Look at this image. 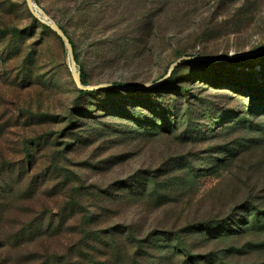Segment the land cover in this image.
<instances>
[{"label":"rangeland","instance_id":"1","mask_svg":"<svg viewBox=\"0 0 264 264\" xmlns=\"http://www.w3.org/2000/svg\"><path fill=\"white\" fill-rule=\"evenodd\" d=\"M33 3L74 42L86 86L156 83L200 59L163 85L82 95L59 35L26 0H0V235L30 221L41 253L264 264V0Z\"/></svg>","mask_w":264,"mask_h":264},{"label":"trees","instance_id":"2","mask_svg":"<svg viewBox=\"0 0 264 264\" xmlns=\"http://www.w3.org/2000/svg\"><path fill=\"white\" fill-rule=\"evenodd\" d=\"M36 21H38V20H36ZM43 26L47 27L45 25H43ZM65 34L68 36V34L66 32H65ZM68 38L70 39L71 45L73 46L74 53H75L74 42L72 41V39L69 36H68ZM75 58H76L78 66L81 67L79 62H78V57L76 56V54H75ZM185 62L186 61L182 62L181 64H183ZM174 74H175V72L173 73L172 76H174ZM81 78H82L83 85L86 86V84H87L86 78H85L84 74L82 73V67H81ZM167 81H169V79ZM165 82H163L161 85L165 84ZM80 93L82 95H84V94H87L88 92L80 91ZM10 180H12V178H10ZM7 186H9V183L7 182V179H6L4 186H2V187H3V189H6ZM146 192H147V190L144 191V193H146ZM2 201L3 200L0 201V204ZM3 202H5V201H3ZM10 210H11L10 208L6 207L5 211H3V212H9ZM45 219H46V216L42 219V223L45 221ZM23 226H28L26 231H28L29 234L25 233V231H22V232H19L18 234L15 232H12V233L6 232L5 234L0 235V238L2 240V245L0 247L2 250L1 253L6 256V261H7L6 264H10L12 262L14 264L31 263L33 257L45 259L46 260L45 264H87L86 262H87V258L89 257V254L92 255V257H91L92 260L89 261L88 264H110V262H111V259L108 256L99 257L96 254L91 253L90 251L89 252L83 251L80 247H79L80 250L78 251V253H74V250H69V248L65 249L61 253L57 250L52 251V250L47 249V248L44 250L43 253H41L39 250H34V249L31 251L29 249V247L26 246V244L28 242H32L37 237L36 234L30 233L31 232L30 227L33 226V223L30 221H25L23 223ZM128 234L132 235L134 233L128 232ZM46 236H47L46 233H39V237H46ZM91 237L92 236H86L85 237L84 235H82L79 237V239L77 241L83 242L84 240H90ZM23 240H25V243L23 246H21V241H23ZM93 241H97V243H101V241H103V240L92 239V242ZM15 243H18V244H15ZM72 243H74V241ZM86 245H87L86 247L88 249L96 250V248H95L96 244H92V245L86 244ZM110 247H114V245L110 246ZM13 250H15V251H13ZM101 256H104V255H101ZM29 257H32V258H29ZM95 257H97L98 259Z\"/></svg>","mask_w":264,"mask_h":264},{"label":"water","instance_id":"3","mask_svg":"<svg viewBox=\"0 0 264 264\" xmlns=\"http://www.w3.org/2000/svg\"><path fill=\"white\" fill-rule=\"evenodd\" d=\"M27 6L31 12V14L33 15V17L38 20L41 24L51 28L53 31H55L59 37L63 40L67 50H68V56H69V60L71 62L72 65V73H73V78L75 81V84L77 86V88L80 91H85V92H92V91H97L99 89L102 88H110V89H116V90H122V91H135L137 89H144V88H153L156 87L158 85H160L161 83H163L164 81H166V79L171 75V73L173 72V70L175 69V67H177L179 64H181L184 61L187 60H198L200 59V57L198 56H183L181 58H179L177 61H175L170 69L169 72L167 73V75L165 77H163L162 79H160L158 82L156 83H146V84H141V85H127V84H115V83H102V84H97V85H93V86H85L82 83V78H81V74L79 69V66L77 64L76 58H75V53H74V49L73 46L71 45L70 39L68 38V36L65 34V32L60 29L56 23L46 17H43L41 15V9H39V7L37 5H35L33 3V0H26ZM40 11V12H39ZM264 51V47L259 51L256 52L260 53ZM253 53H241V54H236L235 57H242V56H247V55H251ZM233 57L232 55L225 58V59H229Z\"/></svg>","mask_w":264,"mask_h":264},{"label":"bare ground","instance_id":"4","mask_svg":"<svg viewBox=\"0 0 264 264\" xmlns=\"http://www.w3.org/2000/svg\"><path fill=\"white\" fill-rule=\"evenodd\" d=\"M39 9H40V8H39ZM39 12H40V11H39ZM40 13H41V15H42L43 17H46V18L50 19L47 15L44 14L43 11H41ZM51 20H52V19H51Z\"/></svg>","mask_w":264,"mask_h":264}]
</instances>
